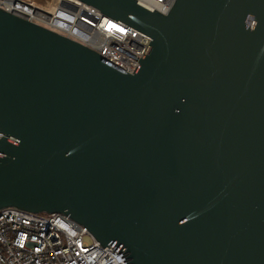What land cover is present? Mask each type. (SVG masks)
<instances>
[{
	"label": "water",
	"instance_id": "95a60500",
	"mask_svg": "<svg viewBox=\"0 0 264 264\" xmlns=\"http://www.w3.org/2000/svg\"><path fill=\"white\" fill-rule=\"evenodd\" d=\"M80 1L151 40L127 72L0 7V209L129 264H264V0Z\"/></svg>",
	"mask_w": 264,
	"mask_h": 264
},
{
	"label": "built area",
	"instance_id": "2783aa9c",
	"mask_svg": "<svg viewBox=\"0 0 264 264\" xmlns=\"http://www.w3.org/2000/svg\"><path fill=\"white\" fill-rule=\"evenodd\" d=\"M53 2L46 9L33 0H0V7L79 42L101 58L133 72L150 36L80 0ZM136 2L165 14L174 0ZM119 250L101 246L86 227L68 214L34 213L16 207L0 209V264H129Z\"/></svg>",
	"mask_w": 264,
	"mask_h": 264
},
{
	"label": "bare ground",
	"instance_id": "6f19581e",
	"mask_svg": "<svg viewBox=\"0 0 264 264\" xmlns=\"http://www.w3.org/2000/svg\"><path fill=\"white\" fill-rule=\"evenodd\" d=\"M36 4H39L43 6L46 9H49L52 7V4L54 3L53 0H33Z\"/></svg>",
	"mask_w": 264,
	"mask_h": 264
},
{
	"label": "rangeland",
	"instance_id": "374dc122",
	"mask_svg": "<svg viewBox=\"0 0 264 264\" xmlns=\"http://www.w3.org/2000/svg\"><path fill=\"white\" fill-rule=\"evenodd\" d=\"M86 239L90 240V238H89V237H86Z\"/></svg>",
	"mask_w": 264,
	"mask_h": 264
}]
</instances>
